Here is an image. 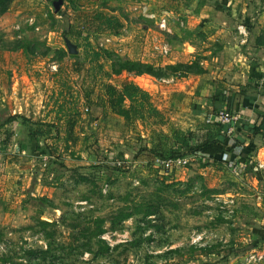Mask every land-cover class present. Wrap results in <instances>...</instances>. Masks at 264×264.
<instances>
[{"label":"rangeland","instance_id":"obj_1","mask_svg":"<svg viewBox=\"0 0 264 264\" xmlns=\"http://www.w3.org/2000/svg\"><path fill=\"white\" fill-rule=\"evenodd\" d=\"M194 1L193 6L198 0ZM218 1L228 3L231 24L247 17L252 19L257 33L259 29L264 33V0ZM244 1L246 11L240 10ZM176 3L189 4L188 0H66L61 9L75 23L76 11L110 13L119 8L127 20L128 29L123 33L126 36L107 42V33H91L93 46L112 51L110 58L119 55L129 59L146 53L151 59L176 36L198 38L193 28L201 16L189 14L186 26L192 28L180 31L174 9L171 17L164 13L167 4ZM213 16L211 29L218 35L215 26L221 23L220 12ZM162 18H167L168 27H161ZM63 21L52 1L0 0V124L1 97L7 104L8 97L13 96L1 93V48L19 53L14 66L9 63L4 68L9 71L4 77L10 94L14 71L18 78L26 74L29 81L25 85L36 99L33 106L41 109L47 99H56L66 104L64 115L75 112V106L81 114L74 127L78 140L70 149L81 153V158L72 157L61 139L62 128L67 125L65 117L62 127L58 121L44 123L51 127L52 134L38 143L44 152L45 148L52 149L63 156L31 158L26 152L11 155L8 163L1 166L0 264H247L251 252H263L264 238H258L259 245L251 247L254 240L250 230L255 226L264 229V173L239 175L230 166L218 168L215 160L198 153L187 155L186 166L171 172L157 169L159 164H152L149 154L151 137L166 134L168 124L149 126L141 120L126 123L109 109L104 112L96 102L100 81L94 83L87 71L78 74L75 70V58L69 56L62 36ZM159 40L165 42L155 44ZM19 41L27 45L25 56L23 48L11 50ZM168 49L169 54V45ZM174 49L171 57L179 56ZM181 58L189 64L193 60L184 55L178 59ZM104 66L110 69L109 62L104 61ZM59 67L74 73L66 81L70 90L66 88L67 92L61 94L52 90L58 85L57 77L55 81L49 78L53 75L50 72ZM117 78L124 79V75ZM198 79L179 80L190 83ZM181 83L159 80L147 86L148 90L143 89L152 93L167 123L170 120L187 129L191 127L189 96L181 98L177 94ZM88 86L95 87L90 96L93 105L87 103ZM17 87L13 96L16 99H12L23 101L20 81ZM119 153L124 155L122 160ZM35 160L38 164L34 166ZM147 211L152 214L145 215ZM125 213L131 215L120 219Z\"/></svg>","mask_w":264,"mask_h":264},{"label":"crops","instance_id":"obj_2","mask_svg":"<svg viewBox=\"0 0 264 264\" xmlns=\"http://www.w3.org/2000/svg\"><path fill=\"white\" fill-rule=\"evenodd\" d=\"M64 1V6H66V0ZM224 1L227 0H223V2ZM228 1L232 2L236 0ZM193 2L195 1L188 0L189 4L184 5H179L176 3L172 9H174L176 12H174V18L179 26V29H186V23H188L187 18L189 17V14L193 13L195 16L202 17L200 23L195 25L193 28V30H195V32L198 34L195 37L198 38H185L181 35H178L179 37L176 36L177 38L175 37L172 39L170 42L171 44L169 42L166 43L169 45L171 51H173L172 48L174 47V50H177L176 52L177 55L179 54V56L184 55L186 57H190L193 60L198 58L199 64L201 65L203 71L188 72L185 75L174 74L172 76L163 78L155 77L156 80L153 78V75L147 73L141 75H130L128 78L132 79L140 87L147 90V86L151 85V83L156 84L159 80L168 82L174 79L180 83L182 82L183 84L181 83V89H178L179 91L176 92L179 96L181 95V98L182 96L183 98L189 96L188 104L190 106V118L188 119V122L190 123L191 127H187V129H191L193 131H196L199 123L204 121L221 124L216 117L217 113L223 109L229 111L234 117V120L228 126L221 124L223 133L220 137H223V140H226L228 129H232L235 133L234 150L228 153L217 154L213 158L200 152H198V154L204 157H210L212 160H216L218 168L227 167L230 166L231 163L236 162L239 165H245L243 173L248 174L247 172L250 173L251 171H254L257 174L262 175V173H264V169L261 168L259 164H264V33H262V29H259L257 33L253 27L254 23L251 21L252 19L247 17L245 19L240 18L238 22H235L236 24H231L229 21L230 12L228 10L230 7L227 5L228 3L220 4L218 0L216 2H212L211 0H198L195 6H193ZM241 4L244 6V8L240 10L246 11L247 3L244 1V3ZM188 5L190 6L188 7ZM166 6L164 8V13L169 16L172 9ZM237 7H239V5ZM93 11L94 10H84L79 12L76 11L75 18H77V15H91ZM119 11L120 9L116 7L115 11H111V13L122 17ZM225 11L229 13L225 14ZM80 12L83 13L80 14ZM219 12L221 16V23L215 26L219 32L218 35H215L216 32L211 29V23L213 20H215L213 14ZM122 19L125 22L122 32L117 35L107 34V36H110L112 42L115 40H120L122 37L126 36L123 33L128 29L126 22L127 20L123 17ZM63 23L65 24V21H63ZM80 23V21H77L73 23V25L78 27ZM144 26L145 28H149L147 25ZM187 28L192 27L189 25ZM182 29H180V31H182ZM51 31H53V29H51ZM64 31L65 29L63 28L62 36H64ZM137 34L140 35V37L144 35L143 33ZM92 36L93 34L89 35L88 37L90 42L92 40ZM261 36H263L262 42H258ZM84 37L81 36L80 38H77L75 33V35H73L74 40H71L72 42L76 43L78 39V42L81 44V47L78 48V51H81L82 53L84 49L83 43L84 41H87V37ZM135 37H137V35ZM157 42L161 43L165 41L159 40L156 41L155 44ZM171 45L173 47H171ZM11 50H19V48H13ZM171 51L169 54H161L156 52L155 57H152L151 59H149L146 53L141 54L139 57L131 56L129 59L146 63H154L156 65L162 66L173 63L188 62L184 58L178 59L179 56L171 57ZM22 52L24 56L25 53L28 54L24 50H22ZM17 56H19V53L15 54V52L10 51L9 49L1 48V93H8L9 95L14 96L15 90L18 88V82L20 81V99L23 101L16 102L14 100L16 97L9 96L8 103L3 104V96L1 94L0 142L4 140L7 129L13 133V136L5 150L0 149V169L1 166H5V164L8 163L7 158H9L11 155L21 156V153L26 154V152H28L31 158L48 156V158L53 159L56 156H63L62 152H55L52 149L45 148L44 152L42 150L43 148L40 147L38 143L42 144L41 138H45L47 134H52L50 131L51 127L47 128L48 125H43L44 123L58 121L62 127V122L64 121L65 117L66 121L69 119V115H64L63 107L66 104L64 105L63 103H59L60 101H57L56 99L51 102L49 99H47L48 101L43 102L45 106L43 103H41V106L43 105L41 109L37 105L33 106V103L36 102V99L33 98L34 94L31 95L30 88L26 87L25 85V82L29 81V77L26 74H23L20 76V78H18L17 73L14 71V83L11 86L10 94V87L6 89L5 86L7 84L6 82H8V79L7 77H4L6 76L7 70L4 68L5 66L8 67L9 63H11V67H13V60H16ZM27 59L28 58H26V60ZM193 60H190L189 62H192ZM210 63L212 64L211 66L209 65ZM53 64L56 65V63ZM53 71L50 72L53 75L49 78L55 81V77H57L56 82L58 85L53 87L52 90L54 89V92L57 94L66 93V88L70 90L69 84L66 81H68V79L70 80V76L73 71L65 67H59L57 70ZM83 71L85 70H82L81 72L77 71V73H83ZM89 74L88 77H91L92 75ZM84 76L85 74L82 75V77ZM125 77L127 76L124 75V78ZM187 77H197V79H199L198 81H191L195 82L194 85H190L191 82L188 83L186 80H179L182 78L186 79ZM119 80L120 79L118 78H114L112 81L119 82ZM94 83L97 82L94 81ZM186 83L189 84V87L186 86ZM30 98L32 99L29 100ZM141 121L149 126L153 125V123L149 121ZM167 124L169 127V131L167 132L168 134L172 126L177 127L176 124H174V122L172 123L170 120H168ZM62 129L64 130V136L61 137V139L64 141L65 137L67 136V125H64ZM161 136L164 137V134ZM153 141H157V137H151V142ZM12 146H15L17 150L15 151L14 148L12 149ZM66 150L70 151L71 155V150ZM38 152H41L40 155ZM77 154L81 153L77 152ZM157 159L158 158H156V160ZM31 160L33 161L34 159ZM156 160L154 162L155 164H157ZM37 164L38 160H35L34 166ZM231 171H233L232 168ZM250 233L253 238L252 240H254L251 247H255L259 243L256 240L258 238H264V229L263 227L255 226L250 230Z\"/></svg>","mask_w":264,"mask_h":264},{"label":"trees","instance_id":"obj_3","mask_svg":"<svg viewBox=\"0 0 264 264\" xmlns=\"http://www.w3.org/2000/svg\"><path fill=\"white\" fill-rule=\"evenodd\" d=\"M64 5V3H63ZM62 5V6H63ZM175 4H167L166 7L172 9ZM58 14L62 15L65 19L64 24V36L65 38L73 39V35H77L80 38L82 34L87 32V41H84L83 53L69 54L75 58V70L81 72L87 71L86 74L92 75L91 81H100L101 87L99 93L96 94L97 104L101 105L103 111L108 109L118 116L125 119L126 123H132L136 120L149 121L156 125L167 124L164 113L158 109L152 100V95L149 91L144 90L135 81L129 79L128 76L119 82H113L114 78L123 75H141L150 74L157 78L169 77L174 74L185 75L188 72H202L203 69L199 64V61L193 60L190 64L187 63H173L165 66L156 65L154 63H146L132 59H122L119 55L115 58L112 57V51L105 48H95L88 37L91 33H107L110 35L120 34L125 26V22L122 17L113 13H107L102 10H95L88 16H78L75 22L81 23L77 26L73 25V21H69L68 12L60 9ZM85 38V37H84ZM263 36L259 38L258 42H262ZM31 44V43H29ZM76 44L81 47V44L76 41ZM23 48L27 51V45L25 43H18L14 47ZM68 55V51H66ZM65 54V55H66ZM104 61L110 63V69L106 70ZM87 64L89 66L87 67ZM88 76V75H87ZM87 103L93 105L94 101L90 98L94 94V87L88 86L86 89ZM75 112L69 113V119L67 120V136L65 137L66 149H71L73 144L76 143L78 137L74 133V127L78 117L81 116L79 109L76 106L73 108ZM94 119L90 117V120ZM223 133L221 124L215 122H200L197 130L183 129L172 126L169 134H164V137L157 135V141H153L152 148L149 150L151 155V163L154 164L156 158L169 159V158H186L187 155L197 154L198 152L204 155L214 157L217 154L228 153L234 150V146H229L227 141L223 137H220ZM1 135V132H0ZM13 133L7 129L6 136L3 141L0 142V149L5 150ZM88 141V137H86ZM85 140V139H84ZM86 143V142H85ZM87 150L90 148L88 145L85 147ZM71 156L81 158V154H77L76 151H71ZM119 160H122L124 155L119 153ZM216 162V160H215ZM156 165V164H154ZM157 169L164 170L162 165H158ZM165 171V170H164ZM152 214L151 211H147L145 215ZM131 214L125 213L120 216V219H126ZM104 220L101 219L100 222Z\"/></svg>","mask_w":264,"mask_h":264},{"label":"built area","instance_id":"obj_4","mask_svg":"<svg viewBox=\"0 0 264 264\" xmlns=\"http://www.w3.org/2000/svg\"><path fill=\"white\" fill-rule=\"evenodd\" d=\"M166 26H167L166 19H163L161 22V27H166ZM106 41L109 42L111 41V39L107 37ZM156 48H159V47H156ZM160 50L162 52L161 54H167L169 52L168 45L167 44L163 45L162 49ZM53 68H56V67L53 66ZM216 117L219 120V122L225 126L230 125L232 121L234 120V117L231 115V113L224 109L219 111ZM227 134H228L227 139H226L227 144L229 146H233L234 139H235V133L232 129H228ZM156 162L157 164L162 165L166 172H171L175 170L176 168L186 166V164L188 163V159L177 157V158H169V159H157ZM259 166L264 169V164H259ZM244 167H245L244 164L239 165L236 162H233L230 164V168H232V170L239 175L243 173ZM257 252H260V251H257ZM247 264H264V251L261 253H256V251L251 252L250 257H249V262Z\"/></svg>","mask_w":264,"mask_h":264},{"label":"water","instance_id":"obj_5","mask_svg":"<svg viewBox=\"0 0 264 264\" xmlns=\"http://www.w3.org/2000/svg\"><path fill=\"white\" fill-rule=\"evenodd\" d=\"M52 1V4L54 6V11L58 13L60 9L62 8V5L64 3V0H48ZM66 45L69 49L70 54H77L78 53V46L76 43L72 42L69 38H65Z\"/></svg>","mask_w":264,"mask_h":264}]
</instances>
